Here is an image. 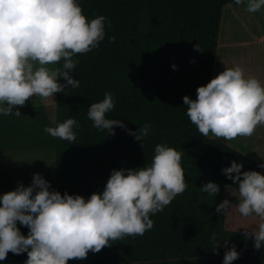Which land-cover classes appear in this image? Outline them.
<instances>
[{"label":"trees","instance_id":"16d2710c","mask_svg":"<svg viewBox=\"0 0 264 264\" xmlns=\"http://www.w3.org/2000/svg\"><path fill=\"white\" fill-rule=\"evenodd\" d=\"M90 21L103 15L105 37L88 53L77 54L72 75L79 87L69 85L54 93V119L77 120L75 143L54 138L52 184L49 190L80 195L87 200L101 193L113 169L150 165L156 144L166 143L182 152L186 189L163 211L150 214L152 229L142 236L125 237L89 252L84 260L67 264H223L227 247L235 245L239 258L232 264H264V247L241 232L226 230L216 207L223 201V187L237 188L222 169L232 161L241 171L264 168L228 146L203 136L186 115L183 97L195 100L198 86L212 79L222 9L234 0H76ZM115 36L110 42L109 37ZM198 44L201 51L194 45ZM194 61V62H192ZM62 63V62H61ZM172 65L176 66L173 70ZM59 66V65H56ZM64 83L63 78H59ZM111 92L114 109L106 118L120 119L135 132L145 123L151 130L141 142L125 129L114 135L92 126L87 117L91 103ZM55 126V124H54ZM219 186L213 197L200 192L204 183ZM22 235L28 228L17 222ZM213 233L219 241L213 252ZM27 253L9 252L0 264H24Z\"/></svg>","mask_w":264,"mask_h":264},{"label":"clouds","instance_id":"9594fccd","mask_svg":"<svg viewBox=\"0 0 264 264\" xmlns=\"http://www.w3.org/2000/svg\"><path fill=\"white\" fill-rule=\"evenodd\" d=\"M234 2L240 5L242 0ZM262 6L264 0H248L245 10L255 13ZM105 24L111 27L103 15L86 20L76 0H0V114L20 116V111L13 108L23 107L29 98H52L60 92L66 95L69 85L79 87V80L72 75L79 63L74 57L98 46L105 37ZM109 41L114 42L115 36ZM194 48L201 51L198 44ZM49 64L54 67H46ZM61 77L64 83L59 82ZM196 93L195 100L188 96L182 99L187 117L205 137L211 132L215 137L233 140L251 136L257 125L264 124V87L256 78H245L239 66L224 68L206 85L198 86ZM114 106L111 92L91 103L87 117L92 126L109 135L115 134L114 127H120L142 145L150 124L132 132L120 119L106 118ZM53 124L44 132L75 143L74 129L79 127L76 119L60 123L53 119ZM182 155L166 143L156 144L150 165L111 170L103 191L93 192L87 200L50 191L49 182L34 173L28 187L18 184L15 190L0 196V261L11 252L27 253L24 264H67L69 260H84L89 252L99 253L125 237L144 235L154 226L150 214L163 211L186 189ZM242 167L232 161L222 169L238 185V200L235 204L223 200L216 212L223 215L235 208L242 218L258 217L259 222L244 229L243 234L259 250L264 247V175L242 172ZM259 167L264 168V163ZM199 190L215 197L219 186L207 182ZM17 222L28 228L27 236L21 234ZM212 241L216 253L219 241L215 233ZM227 245L224 240L223 264H232L240 254L235 245Z\"/></svg>","mask_w":264,"mask_h":264},{"label":"rangeland","instance_id":"374dc122","mask_svg":"<svg viewBox=\"0 0 264 264\" xmlns=\"http://www.w3.org/2000/svg\"><path fill=\"white\" fill-rule=\"evenodd\" d=\"M247 3L248 0H242L238 8L227 5L222 9L217 36V43L221 48L233 41H245L247 30L250 28L255 30L256 19L254 18L253 23L245 15L247 14L245 10ZM236 9L240 13L239 15L235 14ZM252 14L259 19L260 26V10L250 13L251 16ZM250 52L253 53L252 48ZM217 56L218 53L216 52L215 58ZM46 67L53 68L54 66L49 64ZM53 101L54 94L52 98L32 97L25 102L23 107L15 106L13 108V111H20V116L0 114V167L10 170L13 177L11 182L7 184L9 190H6L5 193L15 190L18 184L28 187L32 182L34 173L40 174L49 182V185L52 184L54 138L44 132V128L46 126L54 127ZM3 194L2 191L0 196ZM225 199L235 204L238 200L236 188L224 186L223 200ZM226 217L227 221H225ZM258 222L259 218L254 215L249 218H242L235 208L223 214V227L230 231L244 233V229H250Z\"/></svg>","mask_w":264,"mask_h":264},{"label":"crops","instance_id":"0c3cea01","mask_svg":"<svg viewBox=\"0 0 264 264\" xmlns=\"http://www.w3.org/2000/svg\"><path fill=\"white\" fill-rule=\"evenodd\" d=\"M235 6L237 8L239 7V5ZM260 12V26L259 19L254 17L255 15L252 14L251 16L249 12L245 14L253 23L254 18L257 22V25L254 24L255 30L253 28L247 30V38L245 41H233L229 45H224L223 48L217 43L216 52L218 56L214 58L213 78L224 71V68L239 66L243 70L245 78H256L261 83V86L264 87V6H262ZM235 14H240L237 12V9ZM251 48L253 53L250 52ZM206 137L228 146L259 165L264 163V124L257 125L251 136H238L233 140L226 141L222 137H215L210 132ZM12 178L10 170L0 167V193L2 191L5 193L6 190H9L7 184L11 182ZM225 221H227V217Z\"/></svg>","mask_w":264,"mask_h":264},{"label":"bare ground","instance_id":"6f19581e","mask_svg":"<svg viewBox=\"0 0 264 264\" xmlns=\"http://www.w3.org/2000/svg\"><path fill=\"white\" fill-rule=\"evenodd\" d=\"M230 221V220H229Z\"/></svg>","mask_w":264,"mask_h":264}]
</instances>
